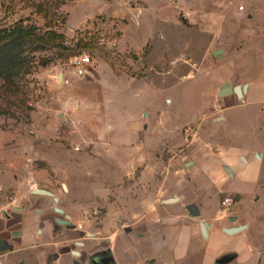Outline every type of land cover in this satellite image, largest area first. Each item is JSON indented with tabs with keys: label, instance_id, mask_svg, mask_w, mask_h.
<instances>
[{
	"label": "rangeland",
	"instance_id": "374dc122",
	"mask_svg": "<svg viewBox=\"0 0 264 264\" xmlns=\"http://www.w3.org/2000/svg\"><path fill=\"white\" fill-rule=\"evenodd\" d=\"M184 1L0 0V32L35 35L23 48L20 74L0 77V229L33 187L54 192L52 206L93 224L130 212L128 187L150 166L172 173L191 155L222 149L203 164H228L246 177L264 169L247 155L260 143L254 124L264 114L263 16L241 11L245 0L234 1L238 16L227 15L231 0H201L199 12L224 17L203 29L202 14L182 9L191 4ZM78 56L89 62L71 65ZM250 79L247 104L217 97L221 85ZM163 122L165 133L187 123L178 136L169 131L166 146L154 127ZM188 125L194 134L185 141ZM225 197L236 198L221 193L219 203Z\"/></svg>",
	"mask_w": 264,
	"mask_h": 264
},
{
	"label": "crops",
	"instance_id": "0c3cea01",
	"mask_svg": "<svg viewBox=\"0 0 264 264\" xmlns=\"http://www.w3.org/2000/svg\"><path fill=\"white\" fill-rule=\"evenodd\" d=\"M234 1L225 5L229 10L228 16L240 14L238 5H241V11L247 9L249 12L253 8L263 16L259 28L264 27V0H245V3L238 5ZM190 3L189 7L183 5L182 9L191 10L194 6L195 11L199 12L197 6L201 0H191ZM199 13L202 14L201 18L204 17L200 25L203 29H214L211 23L221 24L224 19L216 14L217 17L207 12ZM255 36L256 39L260 37L259 33ZM252 81L250 79L245 84L247 88L241 103L233 94L219 98L234 96L240 104H247ZM223 102L226 104L230 101ZM231 107L225 106L224 111ZM196 118L192 115L188 121ZM186 124L183 123L176 130H168V133L164 131L165 122L154 127L164 132L161 141L166 146L172 136L169 134L175 132L178 136ZM141 126L144 131L148 130V123ZM254 133L260 143L249 147L247 155L256 156L264 162V114L256 118ZM142 145L144 147V143ZM135 152L137 150H132L131 156ZM221 153L222 149L220 153L191 155L193 159L172 173L166 166L164 169L158 167V171L152 166L143 169L141 183H131L128 187L130 212L125 216L109 213L93 224L68 215L62 207L52 206L49 199L39 198L36 208L43 209V205L49 207L46 212L49 215L28 213L22 225L16 223L13 215L9 222L3 223L0 240L10 249L0 253V264H90L93 254L100 257L109 254V264H219L218 261L225 257H231L226 264H264V169L259 168L252 176L246 177L228 164H203ZM240 158L247 162L245 155H240ZM197 163L201 168L193 167ZM159 173L161 177L156 176L157 182L149 184L143 180L147 175L155 177ZM222 173L227 175V180L223 179ZM221 193L236 197L232 207H221ZM171 198L177 200L164 202ZM190 205L197 208L198 218L186 211V206ZM54 207L63 210V214L75 225L74 229L64 226L67 223L58 218L63 214L56 213ZM200 221L208 223L210 227L207 239L201 235ZM238 226H244L238 233L226 235L223 232L224 228ZM20 231L21 235H17Z\"/></svg>",
	"mask_w": 264,
	"mask_h": 264
},
{
	"label": "trees",
	"instance_id": "16d2710c",
	"mask_svg": "<svg viewBox=\"0 0 264 264\" xmlns=\"http://www.w3.org/2000/svg\"><path fill=\"white\" fill-rule=\"evenodd\" d=\"M33 31L14 28L0 32V77L11 80L18 76L26 62L21 58L24 46L32 42Z\"/></svg>",
	"mask_w": 264,
	"mask_h": 264
},
{
	"label": "water",
	"instance_id": "95a60500",
	"mask_svg": "<svg viewBox=\"0 0 264 264\" xmlns=\"http://www.w3.org/2000/svg\"><path fill=\"white\" fill-rule=\"evenodd\" d=\"M214 55L215 56H219L220 55V51H217ZM61 77H62V75L60 74L59 75V79H61ZM246 88H247V85H244L243 87H240V86L230 87V85L225 84V85H223L221 87V89H220L219 93L217 94V96L218 97H224V96L233 94V95H235L237 97V99L241 103L243 94L246 92ZM225 170H226L227 173L230 172L227 168ZM63 188H64V190H66V187H65L64 184H63ZM32 192L34 194H37V195H43V196L51 197L53 199L54 203L58 202V199L51 192H49L47 190H44V189H41V188H34L32 190ZM175 200H177V198L167 199L164 202L165 203H171L172 201H175ZM54 211L56 213H58V214H63V210H61L58 207H54ZM186 211L189 213L190 216H192L194 218H198L199 217V212H198V210H197V208L195 206H192V205L186 206ZM209 228L210 227H209L208 223H206L204 221H200L199 222V229H200L201 235H202V237L204 239H207V230ZM243 228H244V226H238V227H233V228H224L223 232L226 235H232V234L240 232ZM9 249H10V247L7 246L4 241L0 240V253H3V252H5V251H7ZM229 261H231V257H225V258L220 259L218 261V263L219 264H226Z\"/></svg>",
	"mask_w": 264,
	"mask_h": 264
},
{
	"label": "flooded vegetation",
	"instance_id": "af4514ba",
	"mask_svg": "<svg viewBox=\"0 0 264 264\" xmlns=\"http://www.w3.org/2000/svg\"><path fill=\"white\" fill-rule=\"evenodd\" d=\"M34 188H39V187H33L32 189H30L28 191V193L26 194V196L23 197L22 201L20 204H17L16 207H12L11 211H13V215L14 218L16 220V223L18 225H22L23 224V220L24 218H26V214L30 213L33 214L35 216H40L42 214H47L48 213V209L49 207L43 205V209H37L36 207L38 206V199H49L51 202H53V199L51 197H47V196H43V195H37L34 194L32 192V190ZM61 191L64 192L66 190H64L63 185L61 186ZM52 192V191H51ZM52 194H54V192H52ZM235 203V201L233 200V204ZM233 204L231 205V207L233 206ZM52 210V208L50 209ZM47 212V213H46ZM49 215V214H47ZM51 216V215H50ZM4 223L9 222L11 220V215L9 214H4ZM51 219V217H49ZM61 221L66 222L67 224L64 225L65 227H69L74 229L75 225L72 223V220L69 218L67 219L66 214L64 213L63 215H59L58 217ZM53 221L55 220V218L52 219ZM51 221V220H50ZM55 222V221H54ZM17 235H21V231L18 233H16ZM94 238H91V240H93ZM74 244V243H72ZM75 246V245H74ZM85 246V244L83 245ZM111 262V256L109 254H106V256L104 257H100L99 255L93 254L90 257V264H109Z\"/></svg>",
	"mask_w": 264,
	"mask_h": 264
},
{
	"label": "built area",
	"instance_id": "2783aa9c",
	"mask_svg": "<svg viewBox=\"0 0 264 264\" xmlns=\"http://www.w3.org/2000/svg\"><path fill=\"white\" fill-rule=\"evenodd\" d=\"M88 62H89V58L87 56H78L70 59L71 65L75 67H80ZM183 134L185 135L184 137L185 141H190L194 134L193 126L188 125L187 127H185V129L183 130ZM232 204H233V199L231 197H225L221 202V207L223 209H228L231 207Z\"/></svg>",
	"mask_w": 264,
	"mask_h": 264
}]
</instances>
